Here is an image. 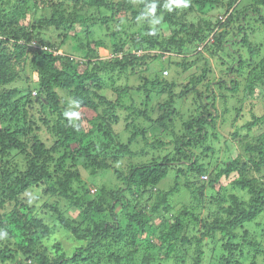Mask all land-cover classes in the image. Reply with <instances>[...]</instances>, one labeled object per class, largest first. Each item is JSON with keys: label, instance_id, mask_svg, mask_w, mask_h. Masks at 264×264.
<instances>
[{"label": "trees", "instance_id": "obj_1", "mask_svg": "<svg viewBox=\"0 0 264 264\" xmlns=\"http://www.w3.org/2000/svg\"><path fill=\"white\" fill-rule=\"evenodd\" d=\"M184 2L169 11V0H0V264H262L264 132L250 133L264 116L234 125L237 157L226 143L230 154L213 160L207 142L229 113L219 114L215 84L238 92L233 73L246 97L264 93V45L251 41L264 0ZM210 36L207 53L185 57ZM218 54L231 62L229 86L211 79ZM192 65L200 73L177 92L170 78ZM104 174L116 184L99 185Z\"/></svg>", "mask_w": 264, "mask_h": 264}, {"label": "rangeland", "instance_id": "obj_2", "mask_svg": "<svg viewBox=\"0 0 264 264\" xmlns=\"http://www.w3.org/2000/svg\"><path fill=\"white\" fill-rule=\"evenodd\" d=\"M242 5H247V4L242 3ZM217 15H218L217 11H214V12L211 11L208 14V16H204V15H202V12H200V16H202V17H210V16H217ZM219 15H221V14H219ZM199 19H200L199 16H196V18L194 19V23L198 22ZM117 26H119V25L115 24L114 27H117ZM254 26H255V29H254L255 32L252 36L251 41L253 40V42L261 43L264 45V31H263L264 29H261L260 24H254ZM126 27L129 28L128 25ZM164 30H167V29H164ZM163 32L164 33L162 34L161 38L167 37L168 32L167 31H163ZM95 33H96L95 38L100 39L101 34L100 33L97 34L98 32H96V31H95ZM208 40H210L211 43H213V41H214L213 37L210 36V38H208L203 44H200L196 47H189L190 52L188 54H186L185 57L193 58L199 52H204V54L207 53L205 51V47L208 43ZM107 42H108V45H110L109 40ZM61 51H62V53H66V54L69 53V54H71L77 58H80V57L76 56V54L74 52L72 53L71 47L69 45L64 46ZM263 51H264V49H263ZM110 54L111 53H110V51H108V49L102 48L100 50V56L102 59H108L110 57ZM218 55L219 56H217L216 58L211 59V61L213 63L212 64L213 72L211 74H214L211 77V79H215V83H218L219 81L224 82V84L228 83V86H229L230 79H228L226 77V75L224 74V71L227 69V67L230 68L231 62L228 61V58L226 56H224L222 54H218ZM223 62H225L224 66L222 65ZM159 67H160L159 62L155 61V62L151 63L150 73L159 70ZM249 70H251V68H249ZM249 70H246V72H245L246 75H248ZM171 71L172 70H168V74H169L168 76H174L175 73L173 71L172 72ZM194 73H198V74L200 73V71H197L196 65H192L189 68V70L186 73H182L179 78H178V76H177V79L170 78V81L175 80L179 83V86L177 88H175L177 92L185 89L186 84L189 82V77L191 75H193ZM164 74H166V73L164 72ZM230 75L234 78H238V81L242 83L241 88L238 92H236L234 94H231V93L226 94L225 90H223V89L220 90V88L217 86V84L214 85V93H215V96L217 98L216 102L218 103L219 114H222L224 107H227L229 109V113L224 117V119H225L224 123L222 120H220L218 122L217 135L219 136V139L218 140L214 139V141H213L214 137H210V139L207 142V144H212V146L215 148V151H216V155L213 156L212 159L213 160L217 159L218 161L224 160L226 158L227 154L228 155L230 154V152H228V149L226 150L225 147H226V143H229L232 145L233 141H235V139H233V136H232V133H233L232 131H233L234 125L241 127L242 125H245L247 122L252 121V116H257V117L264 116V93L263 94L261 93L260 96L258 95L255 97H246L245 93H244V89H243L244 83H245L244 79H242V77L240 75H237V74L231 73ZM117 80L119 81L118 85L124 86L125 84H127V80L125 79V77H121L120 79H117ZM129 83L131 85H136V86L141 84V82L138 80L137 81L130 80ZM108 91L109 92H107V93H108L109 97L114 99L116 96L113 93V90L108 89ZM221 95H224V96L226 95L227 100L222 99ZM162 99H166V97H164ZM181 103L182 104L184 103L183 105L182 104L181 105L186 107V108H189V107L192 108L191 104L193 103V101L191 98L190 101L186 100L185 102L182 101ZM155 104H157L156 101H154V105ZM180 109L185 110V108H180ZM185 115H186V113L184 114V116ZM187 116H185V117H187ZM125 124L126 123L124 121H122L121 124H119V126H117V131L123 132V130L125 129ZM259 132H264V122H263V125L258 126V128L253 130L250 134L255 135V134H258ZM243 133L247 134L248 131L244 130ZM124 138H127V135ZM173 139H174L173 137L166 138V140L170 141V142H172ZM233 144L235 147V148H233V150L237 151L234 153V157H237L238 153H241V148L238 147L237 144H235V143H233ZM141 146L142 145L137 146V150H139L141 148ZM166 148L171 150L173 148V144L168 145ZM156 151L161 152V155H165V153H167V151H164V150H162V151L156 150ZM151 152L152 151H150V155L152 157L154 155L157 156L159 154L157 152L152 154ZM151 156H147L146 157L147 159H144L143 162H145V160L147 161L149 158L151 159ZM83 177H84L85 181H88L89 173L83 171ZM102 177L103 178L98 179L99 185H102V183H106L107 185H113V183L116 184V182H115L116 180L112 174H106V175L104 174ZM171 183H172L171 177L168 176V178L162 182L161 187L167 188L168 186L171 185ZM182 184L184 185L185 182L183 181ZM184 190H183V193H186ZM92 193H94V190L92 191ZM77 212L78 211H76L75 213H77ZM207 212H208V210H206V212L204 211V214H206ZM75 213L72 215L76 216ZM263 223H264V219H263ZM263 228H264V225H263V227H261V229H263ZM57 237L60 240V242L63 243L64 249L67 252H69V254H71L74 247L76 246V242H73L71 240V238H68L67 235L63 231L58 232ZM209 257L210 256L207 255V257H206L207 259L205 258V261L203 262V264H210V263L216 264L217 263L215 258H214V260H212ZM166 264H174V260L170 259L169 261H167ZM262 264H264V260H263Z\"/></svg>", "mask_w": 264, "mask_h": 264}, {"label": "clouds", "instance_id": "obj_3", "mask_svg": "<svg viewBox=\"0 0 264 264\" xmlns=\"http://www.w3.org/2000/svg\"><path fill=\"white\" fill-rule=\"evenodd\" d=\"M173 7L175 8L187 7V4L184 2V0H169V3L165 4V8H167L169 11H171ZM155 8H156V5L153 4L151 8L149 9V11L154 12ZM112 57H113L112 54H110L109 58H112ZM64 115L68 118L69 122H71L74 119H77L79 114L76 111H65ZM204 179L207 180L208 178L204 177ZM6 235L7 234L5 233L4 236L6 237Z\"/></svg>", "mask_w": 264, "mask_h": 264}, {"label": "built area", "instance_id": "obj_4", "mask_svg": "<svg viewBox=\"0 0 264 264\" xmlns=\"http://www.w3.org/2000/svg\"><path fill=\"white\" fill-rule=\"evenodd\" d=\"M205 178H207V177H205Z\"/></svg>", "mask_w": 264, "mask_h": 264}]
</instances>
